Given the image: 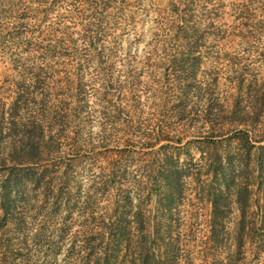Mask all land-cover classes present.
<instances>
[{"label": "trees", "instance_id": "trees-1", "mask_svg": "<svg viewBox=\"0 0 264 264\" xmlns=\"http://www.w3.org/2000/svg\"><path fill=\"white\" fill-rule=\"evenodd\" d=\"M262 8L264 10V5ZM168 12V18H160L164 22H158L160 19L154 21L156 31L153 33L151 52L147 55L148 59L142 61L141 68L135 67L133 61L128 60L125 63L126 81L111 71L112 64L103 71L104 75L110 77L97 90L105 107L101 111L103 122L96 139L91 134L82 136L83 129L79 127L74 130L72 126L75 120H84L81 113L86 110L87 104L84 99L85 87L82 77L60 69V62L64 65L70 63L73 49L80 56L87 57L90 54L94 57L91 53L94 52L93 48L98 49L96 45L107 49L110 55L113 54L117 33L110 30L111 26L102 30L101 21H109L105 13L101 17H90L81 24L79 37L82 45L77 43L73 37V28L66 21L49 22L51 24L46 29V63L32 64L33 67L27 68L20 80H10L7 90L11 92L7 96L11 101L7 108L5 105L0 106V167L5 172L0 182L1 227L7 228L16 223V198L11 196V191L20 180L27 179L30 169L26 171L24 166L35 161L37 153L41 152L46 143V204H50L56 212L66 199L70 206L79 208L77 210L82 217V239L80 245L68 246L70 257L82 259L85 264H120L119 259H135L140 264H150L158 259H182L172 236L171 216L174 201L183 194L181 182L193 174L181 162L173 144L180 142L176 138H180V131L189 127L190 122L184 125L177 123L176 119L195 117L198 125L196 128L202 129L211 124L210 117L224 111L232 119L241 118L239 121L251 118L250 115L263 116L264 81L260 82L257 76L254 79L246 78L245 74L240 73L239 88L245 87L243 100L247 104L239 109L234 105L230 111L226 110L218 86L208 77H197L201 70L202 39L205 31L213 26L207 0H172ZM238 14L242 28H246L249 33L257 31L258 38L264 37V19L253 24L248 10L244 12L240 9ZM17 18V21H12V29L18 35L25 23L19 21V16ZM173 41L176 50L165 60L167 63L162 74L164 85L161 91H156L154 97L164 111L162 115L146 112L144 116L149 104L155 101H151L152 91L141 78L142 72L145 66L155 70L158 53L170 54L167 53L168 45ZM82 48L84 51L81 52ZM153 72L155 75V71H150V76ZM112 86L120 88V96L125 97L126 105L116 107L113 104V98L108 97ZM189 100L194 101L198 107L192 110L187 104ZM125 115L131 120L133 131L142 130L143 126L155 122L158 125L157 134L144 133V137L138 141L140 152L126 144L115 148L105 157L99 171L90 170V187L84 191L80 186L73 187L74 168L90 157L93 161L91 164L97 165L96 161L100 158L83 156L80 148H92L87 151L95 154L96 147L100 148L105 140L108 142V129L120 128V121ZM164 117L174 122L162 125L161 118ZM130 140L127 138L124 142ZM253 141L263 142L264 135L255 134ZM153 146L156 149L150 151ZM197 146L201 156L200 169L211 181L208 183L199 176L197 191L198 194H210L212 223L209 242L218 235L216 225L222 223L225 210L223 191L233 190L240 217L234 237L235 250L229 251L225 259H237L243 253L246 243L251 239L253 241L251 232L264 230L263 208L254 205L256 211L253 212L261 215L259 221L250 212L254 194L264 191V144L257 147L252 144L256 152L252 153L253 164L247 176L241 174L242 162L236 157L225 161L221 153L209 143L201 142ZM91 164L87 167H91ZM34 175L40 174L33 171L30 176ZM95 196L103 197V214L100 211L97 213L98 206L93 202ZM133 196L139 202L142 201L143 206L146 200L153 197L156 199L161 211L154 221L149 219L140 203L134 205ZM63 224L68 227L67 223ZM55 249L56 245L52 247L54 254Z\"/></svg>", "mask_w": 264, "mask_h": 264}, {"label": "rangeland", "instance_id": "rangeland-1", "mask_svg": "<svg viewBox=\"0 0 264 264\" xmlns=\"http://www.w3.org/2000/svg\"><path fill=\"white\" fill-rule=\"evenodd\" d=\"M171 2L172 0H0V106L5 105L7 108L11 101L7 96L11 92L7 90L10 80H20L27 68L33 67L32 64L46 63V29L51 24L49 22L66 21L73 28V37L78 44L82 45L79 37L81 24L90 17H101L105 13L109 21L102 20L101 27L105 30L111 26L110 30H115L117 33L115 52L110 55L107 49L96 45L98 49L93 48L94 52L91 53L94 57L90 54L85 57L80 56L78 51L73 49L71 62L67 65L60 62V69L82 77L85 87L84 99L87 104L86 110L81 113L84 120H75L72 126L74 130L81 127L82 136L91 134L96 139L103 122L101 111L105 107L97 95V90L110 77L104 75L103 71L110 68L112 64L113 69L109 70L118 75L122 81H126L125 63L128 60H132L135 67L141 68L142 61H146L148 53L151 52L153 33L156 31L154 21L170 16L168 6ZM263 5L264 0H207V7L211 13L209 17L212 18L213 26L205 31L202 39L201 70L197 77L198 79L208 77L218 86V93L226 110L230 111L234 105H237L239 109L240 106L247 104L243 100L245 87L239 88L240 73L245 74L246 78L252 79L257 76L260 82L264 81V37L258 38L257 31L249 33L246 28H242L239 21L240 14H238L240 9L244 12L248 10L253 24H256L264 19ZM106 8H108L107 12H105ZM17 16L20 17L19 21L25 23L18 35L15 34L16 31L13 33L12 29V21H17ZM158 22H164V20L160 19ZM114 25L117 26L114 27ZM7 31L13 35L6 33ZM109 40L111 42L112 39L109 38ZM80 50L82 52L84 48ZM175 50L176 43L173 41L168 45L167 53L170 54L158 53L159 60L155 70L145 66L142 72L141 78L152 91L151 101H155L149 104L144 116L147 115L146 112H154L158 116L164 111L158 99L154 100V97L164 85L165 80L162 74L164 65L167 63L165 60ZM150 71H155V75L153 72L150 76ZM6 79H8L7 82ZM112 87L108 97L113 98V104L116 107L126 105L125 97L120 96V88ZM142 87L141 89L144 88ZM144 98L143 95V100ZM187 104L192 110L198 107L192 100H189ZM249 117L251 118L247 117L239 121L238 119L241 118L232 119L227 111H224L220 115L210 117L211 124L202 129L196 128L198 125L195 117L192 119L187 117L186 120L176 119L177 123L184 125L190 122L189 127L180 131L182 133L180 138H176V140L180 139V142L173 144L179 152L181 162L190 168V173L193 174L181 182L183 194L174 201L171 216L172 236L182 259H158L150 264H264V230L261 231L260 228V231L251 232L253 241L251 239L246 243L243 253L237 256V259H225L229 251L235 250L234 237L240 217L234 191L226 189L223 191L225 210H223L222 223L216 225L218 235L211 242H209V230L212 223L210 194L197 192L199 176L201 179H206L208 183L211 182L210 177H207L203 169H200L201 156L197 145L201 142L212 145L221 153L225 161L236 157L242 162L241 174L243 176L250 174V165L253 164L252 153L256 152L252 144L255 147L264 144V141L260 143L253 141L255 134L264 135V114ZM161 121L162 125L174 122L166 117L161 118ZM119 125H121L120 128L108 129L107 139L109 140L108 142L105 140L100 148L96 147V155L88 153L87 150L92 148L86 146L80 148L83 156L100 158L96 161L97 165L91 164L93 161L90 157L74 168L73 187L80 186L81 190H86L92 181L90 170L99 171L100 165L104 164L105 157L110 152L125 144L131 145L133 149L140 152L138 141L144 137V133L152 132L156 135L158 128L157 123L152 122L143 126L142 130L133 131L131 120L127 115L123 117ZM125 127L129 129L124 130ZM127 138L131 140L125 143L124 140ZM155 149L153 146L150 151ZM100 159L102 160L99 161ZM89 164L92 166L87 167ZM23 169L26 171L30 169L29 176L25 180H20L11 191V196L16 198V223L7 228L0 225V264H85L82 259L70 257L69 252L67 253L69 245H80L82 239V217L77 210L79 208L70 206L66 199L56 212L52 210L50 204H46V143L41 152L37 153L35 161L30 162ZM33 171L40 175L30 176ZM4 175V169L0 167V182ZM132 198L134 205L140 203L141 208L144 207L151 221L159 215L161 210L154 197L146 200L144 206L137 197ZM253 199V208L250 212L259 221L261 215L254 213L256 211L254 205L257 204L259 208H263L261 213H264V191L254 194ZM93 202L99 207H97V213L100 211L99 213L103 214V197L95 196ZM1 215L0 210V221ZM64 222L68 227L64 226ZM63 226L64 229H62ZM54 245H56L55 254L52 250ZM118 261L120 264H140L135 259H119Z\"/></svg>", "mask_w": 264, "mask_h": 264}]
</instances>
